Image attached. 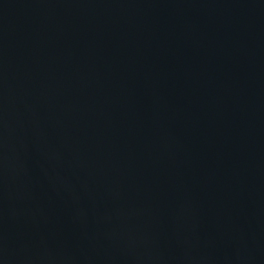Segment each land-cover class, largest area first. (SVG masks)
I'll use <instances>...</instances> for the list:
<instances>
[{"label": "water", "instance_id": "obj_1", "mask_svg": "<svg viewBox=\"0 0 264 264\" xmlns=\"http://www.w3.org/2000/svg\"><path fill=\"white\" fill-rule=\"evenodd\" d=\"M0 264H264V0H0Z\"/></svg>", "mask_w": 264, "mask_h": 264}]
</instances>
